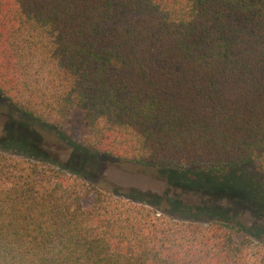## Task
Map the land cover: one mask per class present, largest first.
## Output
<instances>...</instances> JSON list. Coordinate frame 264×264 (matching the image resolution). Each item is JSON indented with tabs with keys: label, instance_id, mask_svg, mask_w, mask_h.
<instances>
[{
	"label": "trees",
	"instance_id": "trees-1",
	"mask_svg": "<svg viewBox=\"0 0 264 264\" xmlns=\"http://www.w3.org/2000/svg\"><path fill=\"white\" fill-rule=\"evenodd\" d=\"M0 107L80 153L221 178L264 172V0H0ZM0 138V264H264L231 221L177 220Z\"/></svg>",
	"mask_w": 264,
	"mask_h": 264
},
{
	"label": "rangeland",
	"instance_id": "rangeland-1",
	"mask_svg": "<svg viewBox=\"0 0 264 264\" xmlns=\"http://www.w3.org/2000/svg\"><path fill=\"white\" fill-rule=\"evenodd\" d=\"M6 112V108L0 107V138L11 132L23 135L36 147L35 155L80 174L96 188L125 198L145 199L177 220H229L255 242L264 243V172L253 166L221 178L190 172L174 176L80 153L84 129L78 110L73 111L67 126L58 131L37 125L21 128L8 121Z\"/></svg>",
	"mask_w": 264,
	"mask_h": 264
}]
</instances>
